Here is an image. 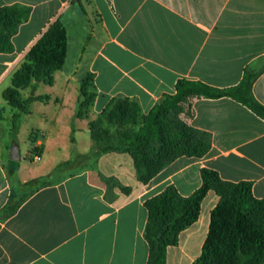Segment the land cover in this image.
<instances>
[{
  "label": "crops",
  "instance_id": "obj_1",
  "mask_svg": "<svg viewBox=\"0 0 264 264\" xmlns=\"http://www.w3.org/2000/svg\"><path fill=\"white\" fill-rule=\"evenodd\" d=\"M13 5L31 13L12 38L14 50L0 52V90L54 22L64 24L68 38L63 70L28 95L51 100L32 103L19 119L40 116L28 154L44 163L69 141L80 146L45 176L23 177L21 161L22 183L59 177L0 222V264H149L146 202L171 186L191 196L204 169L225 182L252 183L253 195L264 200V119L233 98L192 99V115L179 119L207 135L208 153L178 157L148 183L139 180L128 153L103 154L96 163L91 131L111 101L136 100L148 114L176 93L180 79L228 88L252 70L253 93L264 105V0H0V8ZM89 74L96 98L89 117L78 118ZM5 150L0 139V211L12 187ZM219 200L211 190L199 219L168 248L167 264H193L201 256Z\"/></svg>",
  "mask_w": 264,
  "mask_h": 264
},
{
  "label": "trees",
  "instance_id": "obj_2",
  "mask_svg": "<svg viewBox=\"0 0 264 264\" xmlns=\"http://www.w3.org/2000/svg\"><path fill=\"white\" fill-rule=\"evenodd\" d=\"M30 13L29 8L19 5L0 8V52L14 50L12 38ZM67 51V29L61 21H56L32 47L14 79L22 76L35 85L52 84L54 74L65 66ZM257 77L252 70H246L241 83L228 88L180 79L176 93L165 96L148 114H143L136 100L111 101L101 116L91 123L96 163L103 154L128 153L134 159L139 180L148 183L178 157H204L211 147L209 138L179 117L192 115L191 101L194 98L229 97L264 119V105L253 93ZM81 97L77 117L86 118L96 98L93 74L82 81ZM10 100L19 110L13 117L16 122L23 114L31 113L32 103L48 102L51 97L30 96L21 100L12 95ZM4 119L0 113V120ZM110 127H114L117 133L112 134ZM70 164L67 162L64 166ZM19 166V162L9 160L10 180L17 176ZM202 178V186L191 196L184 197L171 186L146 202L149 222L145 238L150 245L149 264H167L168 248L177 246L181 232L199 219L202 203L211 190L220 200L212 211L210 231L202 254L193 264H264V200L253 195L252 183L225 182L211 169H204ZM46 183L45 179H35L21 186L34 188ZM15 189L12 185L9 202L0 211V222L13 216L28 198L16 200ZM122 189L129 192L128 188Z\"/></svg>",
  "mask_w": 264,
  "mask_h": 264
},
{
  "label": "rangeland",
  "instance_id": "obj_3",
  "mask_svg": "<svg viewBox=\"0 0 264 264\" xmlns=\"http://www.w3.org/2000/svg\"><path fill=\"white\" fill-rule=\"evenodd\" d=\"M14 77L15 74L11 77L8 84L0 90V113L5 117L0 126V139L5 146L7 156L10 155L11 147L14 144L19 145L23 161V177L27 178L32 174L35 176L34 178L41 175L45 176V174H47L46 172L54 164H59L60 162L68 161L75 157L77 155V151L79 150L78 146L80 145H77L78 143H70L69 141L63 145V151L57 157L48 156V160L46 159L44 163L41 161L35 163L33 162L34 156L31 157L28 152L30 150L31 140L33 141L34 139L32 136L35 135L32 134V128L39 125L40 116L35 114L27 117L25 120H18L15 122L13 117L19 112V110L14 106V103L11 102L10 99L13 95L16 99L26 100L29 94H34L35 89L39 84L35 85L33 81L28 82L22 76L15 79ZM9 95L11 96L9 97ZM109 130L112 134L117 133V130L114 127H110ZM34 151L35 149L33 152ZM19 163L21 165V162ZM58 177L59 176L52 177L47 183L55 181ZM44 178L47 180V177ZM11 180L13 181L12 185L16 188V200H21L23 197H29L31 193L42 186L34 188L23 187L21 186L22 182L18 179V176H13Z\"/></svg>",
  "mask_w": 264,
  "mask_h": 264
},
{
  "label": "water",
  "instance_id": "obj_4",
  "mask_svg": "<svg viewBox=\"0 0 264 264\" xmlns=\"http://www.w3.org/2000/svg\"><path fill=\"white\" fill-rule=\"evenodd\" d=\"M10 160L15 162L22 161V154L19 145L14 144L10 150Z\"/></svg>",
  "mask_w": 264,
  "mask_h": 264
},
{
  "label": "built area",
  "instance_id": "obj_5",
  "mask_svg": "<svg viewBox=\"0 0 264 264\" xmlns=\"http://www.w3.org/2000/svg\"><path fill=\"white\" fill-rule=\"evenodd\" d=\"M34 160H35V161H40V160H41L40 155L36 154L35 157H34Z\"/></svg>",
  "mask_w": 264,
  "mask_h": 264
}]
</instances>
